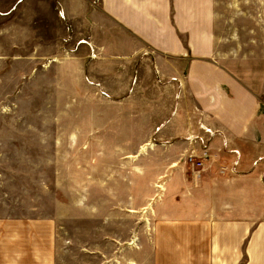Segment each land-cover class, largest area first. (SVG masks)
Wrapping results in <instances>:
<instances>
[{"label":"rangeland","instance_id":"374dc122","mask_svg":"<svg viewBox=\"0 0 264 264\" xmlns=\"http://www.w3.org/2000/svg\"><path fill=\"white\" fill-rule=\"evenodd\" d=\"M214 1L219 48L229 55L223 63L262 93L264 0ZM15 5L0 7V256L24 264H169L150 229L163 179L173 170L179 180L168 163L206 145L195 134L165 146L151 135L158 124L148 104L116 103L90 86L64 56L74 43L69 27L56 42L19 39Z\"/></svg>","mask_w":264,"mask_h":264},{"label":"crops","instance_id":"0c3cea01","mask_svg":"<svg viewBox=\"0 0 264 264\" xmlns=\"http://www.w3.org/2000/svg\"><path fill=\"white\" fill-rule=\"evenodd\" d=\"M17 1L0 0V7L16 4L19 39L56 42L69 27L75 44L64 56L104 98L148 104V119L158 124L151 135L165 146L173 136L206 139H196L206 148H191L207 156L191 175L187 159L168 163L180 179L167 170L159 220L150 227L161 261L264 264V90L223 63L229 55L215 33V1ZM24 262L0 256V264Z\"/></svg>","mask_w":264,"mask_h":264},{"label":"built area","instance_id":"2783aa9c","mask_svg":"<svg viewBox=\"0 0 264 264\" xmlns=\"http://www.w3.org/2000/svg\"><path fill=\"white\" fill-rule=\"evenodd\" d=\"M187 157H188V158H186L187 159V163L188 164H191L193 166V165H195V164H193V161H195L196 166L197 165L199 166L198 168H201V162L199 160L200 159L202 160L203 158H205V159L207 158L206 154H203V156L200 155L199 157L198 156H195V155H189Z\"/></svg>","mask_w":264,"mask_h":264},{"label":"bare ground","instance_id":"6f19581e","mask_svg":"<svg viewBox=\"0 0 264 264\" xmlns=\"http://www.w3.org/2000/svg\"><path fill=\"white\" fill-rule=\"evenodd\" d=\"M191 138V137H190Z\"/></svg>","mask_w":264,"mask_h":264}]
</instances>
